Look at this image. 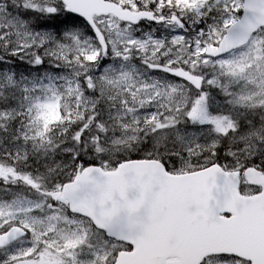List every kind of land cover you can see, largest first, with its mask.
<instances>
[{
  "label": "snow or ice",
  "instance_id": "1",
  "mask_svg": "<svg viewBox=\"0 0 264 264\" xmlns=\"http://www.w3.org/2000/svg\"><path fill=\"white\" fill-rule=\"evenodd\" d=\"M0 264H264V0H0Z\"/></svg>",
  "mask_w": 264,
  "mask_h": 264
}]
</instances>
